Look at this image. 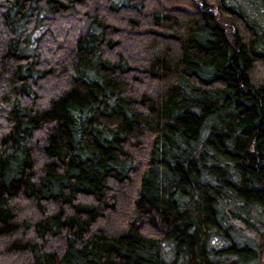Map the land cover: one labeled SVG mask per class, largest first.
<instances>
[{"label":"trees","instance_id":"trees-1","mask_svg":"<svg viewBox=\"0 0 264 264\" xmlns=\"http://www.w3.org/2000/svg\"><path fill=\"white\" fill-rule=\"evenodd\" d=\"M0 264H264V0H0Z\"/></svg>","mask_w":264,"mask_h":264}]
</instances>
